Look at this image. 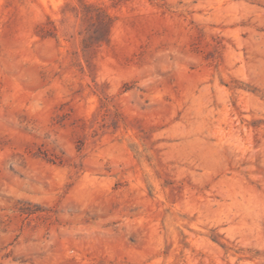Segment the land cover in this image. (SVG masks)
Masks as SVG:
<instances>
[{
	"label": "rangeland",
	"instance_id": "374dc122",
	"mask_svg": "<svg viewBox=\"0 0 264 264\" xmlns=\"http://www.w3.org/2000/svg\"><path fill=\"white\" fill-rule=\"evenodd\" d=\"M0 264H264V0H0Z\"/></svg>",
	"mask_w": 264,
	"mask_h": 264
}]
</instances>
